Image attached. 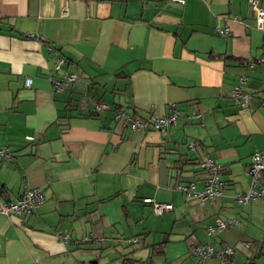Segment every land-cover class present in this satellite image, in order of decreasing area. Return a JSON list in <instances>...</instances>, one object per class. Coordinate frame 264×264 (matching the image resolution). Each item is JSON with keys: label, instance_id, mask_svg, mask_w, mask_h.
Returning a JSON list of instances; mask_svg holds the SVG:
<instances>
[{"label": "crops", "instance_id": "0c3cea01", "mask_svg": "<svg viewBox=\"0 0 264 264\" xmlns=\"http://www.w3.org/2000/svg\"><path fill=\"white\" fill-rule=\"evenodd\" d=\"M55 56L76 76L60 92ZM260 57L247 0H0V147L12 153L0 161V201L25 187L43 195L31 214H0V264H225L194 256L192 242L232 246L228 264H264V200H233L250 155L264 153V63L244 64ZM239 75L244 107L229 97ZM96 102L108 108L93 113ZM169 103L179 119L161 131L112 119L116 106L145 118ZM205 156L225 187L199 205L173 186L201 189ZM147 198L169 208L155 215Z\"/></svg>", "mask_w": 264, "mask_h": 264}, {"label": "built area", "instance_id": "2783aa9c", "mask_svg": "<svg viewBox=\"0 0 264 264\" xmlns=\"http://www.w3.org/2000/svg\"><path fill=\"white\" fill-rule=\"evenodd\" d=\"M179 5L184 3V0H170ZM252 12L254 13L255 29L264 33V9L258 7L257 0H247ZM215 32L220 37H227L230 31L227 27H216ZM52 52H54L52 50ZM255 63H264V57L256 58L253 60L245 61L246 67H251ZM62 59L56 57L54 60V69L60 70ZM76 80L74 73L63 71L61 74L51 81V88L53 91H61L63 88L70 85ZM246 77L239 75L235 84L229 89V97L232 103L240 107L247 105L249 101V94L245 91L244 85ZM26 85L29 84V80H26ZM106 108L104 103H98L94 105V111H99ZM167 110L161 115L150 114L143 118L137 116L127 109L118 108L113 112V119L120 121L126 129L130 131H141L147 129L161 131L171 125H174L179 119V111L175 108L174 103L167 105ZM192 116L197 114L192 113ZM26 140H30L31 137H25ZM188 148L193 149L195 143L189 142L186 144ZM12 153L7 146L0 147V161L11 159ZM198 167L203 169L204 176L201 181V189H196L193 181L178 182L173 188L181 192L185 197H193L197 200L199 205H202L206 201H214L220 197L224 191V181H222L221 167L210 156H205L203 159L197 162ZM245 174L248 177L247 189L243 192H236L233 195V200L240 205H244L251 200L262 199L264 200V153L260 151H253L250 155L249 162L245 166ZM43 201V195L39 187H25L19 193V195L13 200L0 201V214L8 217L12 214L28 215L31 214L35 208ZM146 202L151 204L152 212L155 215L161 214L164 210L169 208L168 204L155 202L150 198L145 199ZM233 219L217 220L214 225H207L205 231L208 235H213L215 229H225L231 224H234ZM55 237L66 240L67 235L54 232ZM84 240H91L90 235L83 236ZM101 239V238H100ZM98 239V240H100ZM132 242H136V238H132ZM247 245V243H244ZM232 246H223L215 248L209 243L198 244L192 242L191 254L201 259L216 258L225 264L229 263L230 257L233 252Z\"/></svg>", "mask_w": 264, "mask_h": 264}, {"label": "trees", "instance_id": "16d2710c", "mask_svg": "<svg viewBox=\"0 0 264 264\" xmlns=\"http://www.w3.org/2000/svg\"><path fill=\"white\" fill-rule=\"evenodd\" d=\"M56 57H60V56H55L54 57V60H55V58ZM61 59H62V64H63V57H60ZM54 68V67H53ZM54 71L56 72V75L51 79V81L54 79V78H57L60 74H61V72H59L58 70L56 71L55 69H54ZM63 72V71H62ZM73 83V82H72ZM71 83V84H72ZM70 84V85H71ZM70 85H68L67 87H65V88H63L62 90H64V89H66V88H68V87H70ZM52 89V88H51ZM61 90V91H62ZM55 92H60V91H55ZM100 103H104L105 105H106V108H104V109H102V110H99V111H94V105L95 104H98V102H96V103H94V105H93V109H92V112L93 113H97V112H101V111H103V110H105V109H107L108 108V105L105 103V102H100ZM118 108H122V107H120V106H116L114 109H113V111H112V119H113V112H114V110L115 109H118ZM124 109H127V108H124ZM128 110V109H127ZM129 111V110H128ZM132 113V112H131ZM149 116V115H148ZM144 118V117H143ZM115 121H118V120H115ZM202 171H203V169H201ZM3 192V191H2ZM0 194H1V192H0ZM136 241H137V239H136ZM156 246L154 245L153 247H152V251H154V252H157L156 251V248H155ZM252 258L253 257H248V262H246V264H250L251 263V261H252ZM124 264H129L127 261H124Z\"/></svg>", "mask_w": 264, "mask_h": 264}, {"label": "rangeland", "instance_id": "374dc122", "mask_svg": "<svg viewBox=\"0 0 264 264\" xmlns=\"http://www.w3.org/2000/svg\"><path fill=\"white\" fill-rule=\"evenodd\" d=\"M11 158H12V156H11ZM10 160V159H9Z\"/></svg>", "mask_w": 264, "mask_h": 264}]
</instances>
